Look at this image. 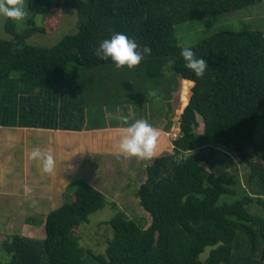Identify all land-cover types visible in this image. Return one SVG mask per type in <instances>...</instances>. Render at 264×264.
<instances>
[{
  "label": "trees",
  "instance_id": "trees-1",
  "mask_svg": "<svg viewBox=\"0 0 264 264\" xmlns=\"http://www.w3.org/2000/svg\"><path fill=\"white\" fill-rule=\"evenodd\" d=\"M26 1L34 16H50L48 26L40 30L51 28L66 8L79 14L78 30L54 47H39L25 40L38 30L33 17L24 34H17L14 22L7 19L5 29L13 39H0V80L63 75L70 66L74 70L110 64L93 51L100 40L121 32L141 49L145 45L151 49L141 60L150 65L149 73L161 74L164 61L171 57L173 73L194 82L182 106L173 149L145 168L146 178L137 191L151 224L144 229L117 210L106 222L113 236L105 253L92 254L93 258L99 264H251L237 238L245 233L250 248V237L256 242L258 234L254 230L250 234L251 226L264 228V215L248 208L256 204L264 212V137L255 140L258 114L264 108V30L219 31L188 47L206 61V71L197 78L184 67L174 25L264 0ZM171 81L175 83L167 84ZM200 123L203 132L198 131ZM232 152L258 180L253 195L240 184ZM75 186L69 200L46 216L45 238L13 236L2 246L11 259L0 264H86V251L71 231L108 201L84 180ZM222 195L239 198L218 204ZM207 247L212 249L202 260Z\"/></svg>",
  "mask_w": 264,
  "mask_h": 264
},
{
  "label": "rangeland",
  "instance_id": "rangeland-1",
  "mask_svg": "<svg viewBox=\"0 0 264 264\" xmlns=\"http://www.w3.org/2000/svg\"><path fill=\"white\" fill-rule=\"evenodd\" d=\"M22 2L25 5L26 16L22 22H14L16 33L24 34L28 28V20L31 17H33L34 26L38 29L32 31L26 37L25 40L28 44L39 47H54L64 36L73 34L78 30L80 16L75 9H62L61 18L60 15H57L54 25L43 31L40 29L48 26L46 21L50 16L40 14L34 16L28 7L27 1L22 0ZM50 15L54 16L55 14L52 12ZM6 23L7 19L0 17V39L12 40L13 35L5 29ZM174 30L178 45L183 48L195 46L219 31L264 30V1L229 13L221 12L207 17L188 19L174 25ZM166 59L161 74L149 73L150 65L145 61H140L131 69L123 66L116 69L112 63L74 70L70 66L69 71L74 72H67L64 75L68 76L71 85L75 81L78 90H75L74 95L78 96L77 93L80 92L84 99V102L80 101L79 104L74 97L71 103L70 98L67 100L71 107L78 108L80 113L79 123L84 128L90 129L92 127L127 126L128 123L142 119L152 126L157 123L159 113L163 110L161 106L165 105L166 99H172L173 94L174 96L177 94L179 102H182L183 106L189 100L191 83H186V81H182L180 77L176 76L172 70V58ZM162 75L165 78L161 77ZM170 76L175 81L171 85L167 84V79L171 78ZM162 80L166 82L163 83ZM81 103L82 105H80ZM182 106L180 110H182ZM178 114V112H175L173 116L175 120L173 122H177L176 127L179 121ZM258 119L259 123L255 135L257 142L264 137V108L259 112ZM198 131L203 132L202 123H200ZM230 157L238 165L239 181L243 189L253 195L258 180L251 177V168L240 162L235 153H230ZM252 159L255 160L256 157L253 156ZM140 161L137 157H130L127 161L128 169L119 173V162L122 163L119 157L94 154L86 160L83 169L80 170L78 180H89L92 174L96 179L91 180V183L96 189L104 187L107 184V180L104 178H109L108 190L111 194L108 191L106 196L108 202L104 208L92 213L87 223H81L71 231V234L78 240L79 245L86 251V264H99L92 254L105 253L107 242L113 236L112 228L106 222L115 215L117 210L121 209L144 229L151 224V216L143 208L137 195L141 177L143 175L146 177L145 168L142 166L143 161ZM144 161L147 164L152 162L151 159H145ZM108 162L114 165L115 169L112 168L114 175H112V169L110 171L105 169ZM75 189L74 182L65 193V201L69 200ZM237 198L239 197L222 195L218 200V204L233 202ZM111 199L116 204L110 202ZM248 208L252 213L264 215L262 208L256 204L250 205ZM252 230L258 234H256V242H253L250 237V248L245 233H240L237 243L241 245V249L245 254L250 255L251 264L253 262L264 264V228L258 224L251 226L250 234ZM44 234L45 229L43 228ZM36 239L39 238L36 237ZM211 249V247H207L200 258L206 260ZM0 260L8 262L10 259L8 254L4 252L0 254Z\"/></svg>",
  "mask_w": 264,
  "mask_h": 264
},
{
  "label": "crops",
  "instance_id": "crops-1",
  "mask_svg": "<svg viewBox=\"0 0 264 264\" xmlns=\"http://www.w3.org/2000/svg\"><path fill=\"white\" fill-rule=\"evenodd\" d=\"M75 90H78L75 81L71 85L64 74L34 78L11 76L0 80V254L4 253V242L15 235L38 237L36 240L45 238L46 216L64 204L66 191L78 181L80 170L91 155L119 157L122 161L119 173L128 169L127 161L134 157H126L113 148L117 132L126 126L86 129L79 123L78 108L71 107L70 103L73 97L78 104L84 99L80 92L75 96ZM181 106L177 94L161 106L158 121L152 125L159 137L157 154L151 161L173 149L169 133L178 127L173 116L178 112L180 118ZM33 149L51 156L50 173H43L35 159L29 160ZM140 160L143 168L152 163ZM112 168L115 169L110 162L105 166L107 171ZM89 178L86 181L92 185L91 180L96 178L92 174ZM145 178L141 177L140 185ZM104 179L107 184L97 189L106 197L109 178ZM110 202L116 204L112 199Z\"/></svg>",
  "mask_w": 264,
  "mask_h": 264
},
{
  "label": "clouds",
  "instance_id": "clouds-1",
  "mask_svg": "<svg viewBox=\"0 0 264 264\" xmlns=\"http://www.w3.org/2000/svg\"><path fill=\"white\" fill-rule=\"evenodd\" d=\"M26 16L25 5L22 0H0V17L12 22H22ZM151 49L143 46L121 32H113L108 38L98 42L93 55L101 60H109L116 69L122 66L129 69L136 66ZM180 57L184 67L189 69L197 78L206 71V61L196 57L190 48L180 49ZM186 83H194L186 81ZM187 102V101H186ZM126 119V118H125ZM118 139L113 148L126 157L134 156L140 159H151L156 153V143L159 133L147 121L138 119L128 123L126 127L117 132ZM35 159L43 173H50L53 169V160L50 155L43 154L39 149L29 153V160Z\"/></svg>",
  "mask_w": 264,
  "mask_h": 264
},
{
  "label": "built area",
  "instance_id": "built-area-1",
  "mask_svg": "<svg viewBox=\"0 0 264 264\" xmlns=\"http://www.w3.org/2000/svg\"><path fill=\"white\" fill-rule=\"evenodd\" d=\"M179 135H180V130H179V127H177L175 130H173L172 132L169 133V138H170L171 142L176 140L179 137Z\"/></svg>",
  "mask_w": 264,
  "mask_h": 264
}]
</instances>
